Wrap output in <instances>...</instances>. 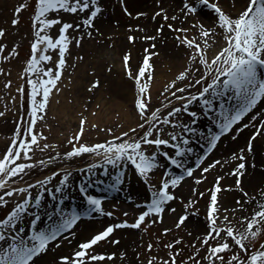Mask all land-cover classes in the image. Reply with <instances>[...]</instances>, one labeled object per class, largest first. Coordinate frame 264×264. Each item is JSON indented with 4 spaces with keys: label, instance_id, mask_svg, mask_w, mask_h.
I'll return each mask as SVG.
<instances>
[{
    "label": "snow or ice",
    "instance_id": "obj_1",
    "mask_svg": "<svg viewBox=\"0 0 264 264\" xmlns=\"http://www.w3.org/2000/svg\"><path fill=\"white\" fill-rule=\"evenodd\" d=\"M119 2L128 17L149 15L143 11L133 14L127 0ZM196 5L207 7L214 14L212 21L205 23L195 18ZM26 8L24 3L14 8L12 27L18 26L19 14ZM105 11V0H34L30 52L19 73L22 82L16 88L19 119L10 142L0 149V207L8 208L0 217V264H37L41 255L65 243L72 251L57 253L52 264H97L110 260L115 252H97L95 246L105 240L119 244V239H111L118 228L146 231L150 225L162 224L166 212L173 214V223L163 227L162 233L168 236L176 229L177 234L166 243L159 235L156 245L148 242L149 251L162 245L167 255H151L145 264H264V239H260L264 236V158L257 161L254 155L255 141L264 138V0H232L230 9L222 7L219 0H181V6L171 14L164 0H153L152 34L146 25H127L129 43L137 38L152 41L143 49L137 67L131 65L130 53L122 54V75L134 82L131 124L101 128L92 123L90 127L105 132L106 138L85 142L87 118L81 115L77 130L64 141L69 146L67 150L35 158L37 150L45 153L57 149L56 142H44L47 135L43 130L37 131L38 122L46 120L53 90L61 91L71 46L82 47L85 37L103 36L96 21ZM137 31L141 33L139 37L133 34ZM6 32L5 27H0V41ZM169 36L173 46L184 51V61L154 99L150 88L155 75L152 58L160 54L157 41L164 43ZM216 40L219 46L209 55ZM18 44L13 43L7 50L6 43L0 42V53L7 51L0 60L10 61L18 56ZM50 49L57 52L49 54ZM76 59L83 60L84 56ZM92 71L95 73V68ZM107 71H112L111 66ZM0 74L8 73L0 67ZM11 83L7 80L3 87L7 89ZM100 84L99 78L91 80L88 91ZM25 100L27 119L21 113ZM203 120L208 123L201 126ZM42 127L51 126L44 123ZM247 129L252 131L242 147L238 145L237 150L231 151L230 159L206 163L222 138L236 141ZM81 155L95 157L93 163L83 166L86 176L93 175L98 165L113 166L116 174L110 190L123 187L124 165L147 187L150 199L137 204L138 214L132 222L124 219L109 223L102 230L78 238L76 228L93 211L114 215L111 211L105 213L103 196L92 194L83 181L76 185L68 169L55 167L57 158ZM50 166L54 170L47 175L31 182L24 179L32 169ZM225 166L229 167L231 182L223 183L224 177L217 174L211 186L200 191L197 186L206 181L207 174ZM249 167L253 174L259 172V179L250 188L244 183ZM152 175H157L156 182H152ZM188 179L196 186L190 187L189 195L179 193ZM73 187L85 201L83 211L63 207L62 202ZM225 191L239 193L233 198L231 211L219 202V195ZM42 194L49 195L54 203L45 204ZM206 194L202 226L195 229L198 234L185 230L184 235H179L191 216L199 214L196 205ZM177 200L181 202L179 211L172 206ZM184 248L190 249V254H185ZM120 255L127 254L122 251ZM135 255L140 257L139 252Z\"/></svg>",
    "mask_w": 264,
    "mask_h": 264
},
{
    "label": "rangeland",
    "instance_id": "obj_2",
    "mask_svg": "<svg viewBox=\"0 0 264 264\" xmlns=\"http://www.w3.org/2000/svg\"><path fill=\"white\" fill-rule=\"evenodd\" d=\"M173 1V2H171ZM221 3V0H219ZM24 3L27 8L22 10L20 15V20L18 26L15 28L10 25V21L15 15L14 8L19 4ZM106 11L104 17L109 18L105 21V25L108 28L100 29L103 36L96 34L94 38L85 37L82 47H76L75 44L71 46L70 55L67 56L68 66L66 71L62 76L60 83L61 91L56 93L53 90V94L50 98V104L53 105V110L58 111L60 102L66 101L67 104L73 103L74 99L82 100L84 105H99L102 102L104 107L112 106L118 103H125L126 110L123 114H119L117 111L111 112L110 115L107 113L101 117V124L98 125L101 128L114 127L115 124L130 125L134 119L132 115L133 106V92H134V82L129 81L127 77L120 73H117L112 60L113 50L120 56V62L122 63L123 52L130 53V63L133 67H137L138 61L142 60L143 49L146 47L142 40L136 39L134 42L129 43L127 40L129 23L135 25L140 23L141 25H146L148 27L149 34H152V21L150 19L151 11L153 10V0H127L129 10L135 13V11H143L149 13L147 17L135 18L128 17L123 12V6L120 4L119 0H105ZM171 4L174 6H181V0H164V6L168 9ZM34 0H0V27H5L7 29L6 37L3 39L7 45V50L11 49L13 43L18 44V56L11 58L10 61L0 60V67H3L5 74H0V112L4 115L0 116V149L4 148L6 143L10 142L11 134L15 129V124L19 119V115L16 109L19 108V97L16 93V88L22 82L19 79V73L22 69L23 62L25 61L27 55L30 52V42L32 39L31 33V23L30 14L33 11ZM198 8L197 17L206 21H212L214 14L205 6L196 5ZM191 19V18H190ZM98 20V19H97ZM106 20V19H105ZM119 21V24L116 23ZM79 22V21H77ZM97 22V21H96ZM179 23V21H177ZM187 26V22H186ZM134 35L139 37L141 33L134 32ZM109 37V38H108ZM116 40V41H115ZM122 44H120V42ZM213 47L211 51L215 50L216 46H219V40L212 42ZM157 50L159 55L153 57L154 70L157 66L159 69H166V74H161L159 72L155 73L154 77H159L163 80H168L173 77L175 71L173 69L179 70V66L184 61V51L173 46V41L171 36L164 43L157 41ZM57 50H49V54L56 53ZM7 51L0 53V55H6ZM84 56L83 60L78 61L77 56ZM48 66H52L51 62H47ZM111 66L112 71L108 72V67ZM95 68V73L92 69ZM35 75V73H34ZM72 79L69 80L68 77ZM99 78L101 80L100 86H98L94 91H88V84L91 80ZM11 80V85L5 89L3 84L5 81ZM161 89L151 88L153 98H158L157 92ZM16 97V101L12 97ZM91 97V99H89ZM55 101V102H53ZM50 106V105H49ZM49 106L46 113V120L38 122L37 131H40L42 125L47 123L51 117V123L53 126L57 123L56 117L48 113ZM85 108V107H84ZM83 108V110H84ZM27 101H24V108L21 113L27 119ZM51 112V111H50ZM110 117H112L110 119ZM108 119H110L108 121ZM207 120H203L201 126L206 125ZM252 130H245L241 136L233 141L230 138H222V141L218 144L217 148L209 155L206 163H210L213 159L227 160L230 159L231 151L237 150V146H243L245 138L248 137ZM64 135L60 134L55 136L54 142L57 141V149L48 150L45 153L39 152L37 150L34 154L35 158H43L46 154H51L52 151H64L68 149V145L64 143ZM50 137V136H49ZM48 138V136H47ZM106 138L105 132H100L97 129L91 130L88 133V137L84 136L85 142H97L98 140ZM52 139V138H49ZM46 142V141H44ZM48 143V142H46ZM52 143V142H49ZM204 147V145H201ZM257 152L254 154L257 161L264 158V138H258L256 144ZM197 150V152H199ZM195 155V154H194ZM95 157L90 155H81L80 157H74L70 159L61 160L57 158L55 161V167L61 169H68L73 173L71 180L75 181L76 185H79L82 181L85 186L92 194L101 195L104 197L102 201V206L105 213L111 211L114 213L113 216L101 215L97 212H92L90 216L83 218L79 223L76 231L79 237L88 236L90 233H94L97 230H102L103 227L107 226L109 223H119L120 221L127 219L130 222L134 220L135 215L138 214L137 204L142 201L150 199V193L143 182L138 179L134 172L127 166L124 165L126 170V176L123 181V187L119 190H110L109 185L114 182L115 179V169L112 165H98L93 171L94 174L91 176H86V169L84 165L86 163H93ZM191 163V161H189ZM251 169V167H249ZM50 170H54L53 167L45 168H34L32 169L24 179L27 182H31L34 179H39L43 175H47ZM163 171V170H161ZM229 167L225 166L223 169L217 168L215 171H210L207 174L206 181H203L199 186L200 191H204L205 188L211 186L214 181V177L219 174L224 177L223 183H230L232 178L228 175ZM197 175L200 173L197 172ZM159 175V174H158ZM157 175H152V182L157 181ZM56 178H53V183H56ZM51 186V185H50ZM194 185V181L188 179L183 183V186L178 189L179 193L184 195L190 194V187ZM250 188V187H249ZM252 194V193H250ZM239 195L235 191H225L219 195V202L223 207L232 209V201L234 196ZM43 202L47 205H51L54 201L47 194H42ZM63 207L67 210L77 209L83 211L86 208L85 201L82 196L78 193V189L73 187L70 194H66L65 200L62 202ZM207 194L205 197L201 198L196 205L199 214L192 215L188 220L185 228L179 230V235H184L185 230H192L194 235L198 234L195 229L202 226V222L206 212ZM181 202L177 200L172 204L173 207H177L179 211V206ZM10 207V206H9ZM8 211V208L0 207V217H3ZM127 212L128 215L124 216L123 213ZM43 221V218H42ZM173 223V214L165 213L164 221L162 224L158 223L155 225H150L147 230L133 229L130 227L118 228L114 231L111 239H119V244H112L110 240H105L100 242L95 246L97 252H115L116 255L112 259H105L103 261L97 262V264H145L146 259L151 255L166 257L167 249L162 245L159 248L154 247L153 250L149 251L146 248L148 242H152L154 245L157 244L156 236L159 235L162 238V242L166 243L169 239L177 234V230L173 229V232L168 236L162 233L163 227H171ZM260 239H264L261 236ZM72 251V247L65 243L58 249H50L46 255H41L37 264H52L53 259L57 253L69 254ZM126 252V256L122 257L121 252ZM139 252L140 257L135 254ZM185 254H190V249L184 248ZM179 257L178 259H182Z\"/></svg>",
    "mask_w": 264,
    "mask_h": 264
},
{
    "label": "bare ground",
    "instance_id": "obj_3",
    "mask_svg": "<svg viewBox=\"0 0 264 264\" xmlns=\"http://www.w3.org/2000/svg\"><path fill=\"white\" fill-rule=\"evenodd\" d=\"M173 2V1H171ZM232 0H221V6L226 8V9H230ZM176 8H178V6H174L173 4H171V6L168 8L169 13L171 14ZM195 17H197V15L194 14ZM109 17L102 15L98 18L96 24L97 27H99L100 29H106V31L108 32V28L105 25V21H107ZM106 19V20H105ZM202 20V19H201ZM204 22V20H202ZM209 21H206L205 23H208ZM109 38V37H108ZM116 41V40H115ZM120 42V41H119ZM144 46H146L147 44L152 43V41H142ZM120 44H122L120 42ZM112 60L114 65L116 64L115 69H117L116 71H118L117 73H120L119 70H121V60H120V56L113 50L112 52ZM180 68V66H179ZM155 73L159 72L161 74H166L165 72L167 71L166 69H159V66L156 67V69L154 70ZM175 71L177 72L176 69H173L172 72ZM166 83V80H163L159 77H154V79L151 81L150 84V88H158V87H162V85H164ZM55 102V101H53ZM85 103L82 100L79 99H74L73 103H71L70 105L66 103V101L60 102L59 104H57L59 106V110H53V105L55 104H50L49 103V110L48 113L54 117H56V124L53 126V123H51V119L47 122V124H49L51 127L50 128H41V130H43L46 135L48 136L46 142H54V137L58 136V135H62V134H66L64 135L63 138H67V136L74 134V132L77 130L78 125H79V119L81 115L86 116L87 118V123H86V131L83 135L88 137V133L89 131L91 132V130H93L90 125L92 123H95L97 125L101 124V117H103L106 113L108 115L111 114V112L117 111L120 115L123 114V112L126 110V106H128L127 104H123V103H118V104H114L112 106H108V107H104L102 102L99 103V107L95 106V104L93 105H87V108H84ZM126 105V106H125ZM84 108V110H83ZM51 111V112H50ZM93 112H95V115H93ZM112 117H110L111 119ZM108 119V121L110 120ZM53 120V119H52ZM50 136V137H49ZM52 138V139H49ZM58 140H56V144ZM258 142V138L255 141V144H257ZM199 150V148L197 149ZM249 176H246L244 178V183L246 187H251V184L254 183L256 180L259 179V172H256L255 174H253V170L249 169Z\"/></svg>",
    "mask_w": 264,
    "mask_h": 264
}]
</instances>
